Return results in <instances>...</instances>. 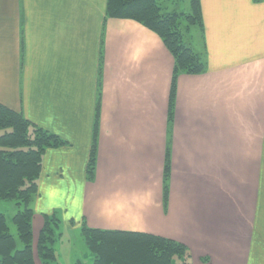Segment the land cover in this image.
<instances>
[{"label": "crops", "instance_id": "1", "mask_svg": "<svg viewBox=\"0 0 264 264\" xmlns=\"http://www.w3.org/2000/svg\"><path fill=\"white\" fill-rule=\"evenodd\" d=\"M199 6L201 28H181L205 69L172 83L160 36L106 0H0V104L63 142L42 155L33 237L53 209L82 238L141 232L191 264H264V0Z\"/></svg>", "mask_w": 264, "mask_h": 264}, {"label": "trees", "instance_id": "2", "mask_svg": "<svg viewBox=\"0 0 264 264\" xmlns=\"http://www.w3.org/2000/svg\"><path fill=\"white\" fill-rule=\"evenodd\" d=\"M106 17L134 19L155 31L174 60L172 83L179 73L197 74L204 71V57L185 45L181 28L184 26V31L197 26L201 28L199 0H189L188 11L179 13H164L158 0H106ZM0 129L4 130L0 134V202L12 204L14 212L10 223L16 231L15 235L10 233L6 214L0 212V264H36L34 252L40 263L51 264L55 256L52 245L48 244L50 240L54 241L55 235L50 232V223L54 221L57 225L58 220L45 216L34 251L32 202L37 193L44 151L63 142L2 104ZM93 163L94 146L88 161L89 179ZM167 172L165 165L164 189ZM82 234L86 248L93 254V264H191L187 248L171 239L141 232L98 230L85 226L82 227Z\"/></svg>", "mask_w": 264, "mask_h": 264}, {"label": "rangeland", "instance_id": "3", "mask_svg": "<svg viewBox=\"0 0 264 264\" xmlns=\"http://www.w3.org/2000/svg\"><path fill=\"white\" fill-rule=\"evenodd\" d=\"M160 6L163 8L164 13L175 11L177 13L179 12H185L188 10L189 0H158ZM9 130V129H8ZM4 130L0 129V134L3 133ZM40 175V174H39ZM39 177V176H38ZM45 194V192H42V196ZM37 194L33 196V203L36 198ZM12 204L11 203H5L0 202V212H3L6 214L8 223L10 224V233L13 235L16 234L15 227L11 225L10 223V217L11 214L14 212V209L12 210ZM33 208V207H32ZM59 209L61 210V206H59ZM55 210H51L47 213H42L39 215L38 212H36L35 216L41 220L42 226L41 229L36 232L33 237V250L35 249L34 245L36 244V241L38 237L40 236V232L44 226V218L46 217H52L53 219H56V216L54 215ZM33 216V215H32ZM34 216V217H35ZM32 221V220H31ZM54 222V221H53ZM51 221L50 225L52 227V231L50 228V232H54V241L50 240L51 242L48 245H52L51 248H53V254L55 256V259L52 261L51 264H77L74 262V259H80L81 264H93V254L86 248L85 243H83V238L81 237V234L79 231L77 233L71 232L65 229V227L62 226V222L58 223L57 227L54 228L55 224ZM32 226V225H31ZM33 236V235H32ZM35 251V250H34ZM35 256V262L36 264H42L39 261L38 256L34 252ZM188 256L190 259V252L188 251ZM80 264V262H78Z\"/></svg>", "mask_w": 264, "mask_h": 264}]
</instances>
